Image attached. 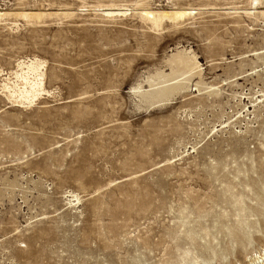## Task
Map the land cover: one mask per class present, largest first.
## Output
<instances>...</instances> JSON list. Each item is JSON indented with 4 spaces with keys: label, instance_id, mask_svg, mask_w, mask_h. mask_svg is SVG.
<instances>
[{
    "label": "rangeland",
    "instance_id": "obj_1",
    "mask_svg": "<svg viewBox=\"0 0 264 264\" xmlns=\"http://www.w3.org/2000/svg\"><path fill=\"white\" fill-rule=\"evenodd\" d=\"M0 9V264H264V0Z\"/></svg>",
    "mask_w": 264,
    "mask_h": 264
},
{
    "label": "bare ground",
    "instance_id": "obj_2",
    "mask_svg": "<svg viewBox=\"0 0 264 264\" xmlns=\"http://www.w3.org/2000/svg\"><path fill=\"white\" fill-rule=\"evenodd\" d=\"M101 9H103V8H101ZM47 13H49V12H47ZM47 13L45 11H42V10H40V11H36V10L35 11H33V10L24 11L23 10V11L8 12V11H5L3 9H0V21L1 20H7V19L12 18V17H16V18H21V19H25V20L26 19L27 20H36V22H37V20L39 21L40 19L48 16ZM113 13L114 12L111 10V11L107 12L106 14L111 15ZM120 13H122V12H120ZM49 14H51V13H49ZM54 14H55V12H54ZM145 14H147L148 16H151L153 19H155V17H157L158 15H159V17L161 15H163L166 18L169 16V17H173L174 19L175 18L181 19L182 17L190 16L192 14V12L188 11V10H182V11H180V10H177V11L168 10L167 12H164L161 15L159 12H157V13L156 12H154V13L148 12ZM60 15H61V13H60ZM149 22H150V20H149ZM42 65H43V62H41L39 60H33L30 62H27V64L26 63L19 64L18 66L20 68L19 69L20 73L16 72L15 74L17 75V78L21 80L20 85H18V84H14V86L13 85L8 86L7 84L3 85V88H5L6 91L9 93L8 97L11 99H15L16 100L15 102H19L22 105H25V104L29 105V104L34 103V101L41 95V93L44 90L43 74L39 73ZM261 221L264 222V219ZM261 257H264V248H263V253L262 252H261V254L257 253L256 258L252 257V259H254V261L256 262V260H258V259L261 260ZM258 262H259V260H258Z\"/></svg>",
    "mask_w": 264,
    "mask_h": 264
}]
</instances>
